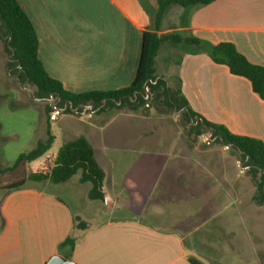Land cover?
Listing matches in <instances>:
<instances>
[{"label":"crops","instance_id":"0c3cea01","mask_svg":"<svg viewBox=\"0 0 264 264\" xmlns=\"http://www.w3.org/2000/svg\"><path fill=\"white\" fill-rule=\"evenodd\" d=\"M17 1L35 28L45 70L67 91L119 90L134 82L143 33L156 29L152 6L148 10L141 0ZM183 12L175 26L166 25L165 17L159 34L181 33L213 44L230 42L250 63L264 67V0H217ZM155 67L160 77L180 78L190 107L206 120L264 142V100L248 80L232 75L206 52L191 53L171 44L161 49ZM107 128L96 122L81 132L95 150L105 182L112 162L115 171L118 167L125 173L141 171L142 179L128 178L130 189L135 188L137 194L143 188L144 195L174 205V211L151 208L145 219L123 218L116 215L119 200L105 186L103 204L91 201L87 188L77 200L87 207L101 204L103 213L93 223L95 218L84 214L87 208L74 211L64 198L48 190L58 184L27 181L21 189L9 192L0 207V264H48L56 255L66 258L69 249L61 252L59 246L69 236L77 244L67 259L76 264H190V257L211 264L188 240L198 236L202 224L196 221L202 214L207 220L212 213L227 210L229 193L224 190L226 195H222L221 184L232 188L237 197L238 191L249 186L240 175L241 167L223 153L203 150L180 134L170 135L167 153L162 154L153 148L151 132L139 130L128 137ZM127 141L135 145L124 148ZM127 152L140 153L145 159L128 166ZM214 159L222 163L214 165ZM76 215L93 227L75 232Z\"/></svg>","mask_w":264,"mask_h":264},{"label":"rangeland","instance_id":"374dc122","mask_svg":"<svg viewBox=\"0 0 264 264\" xmlns=\"http://www.w3.org/2000/svg\"><path fill=\"white\" fill-rule=\"evenodd\" d=\"M141 1L148 10L151 6L155 9L154 12L152 11L154 21L157 10L156 0ZM183 11L185 9L181 7L170 9L166 15V25L179 24ZM11 63L13 60L6 51V44L0 39V184L2 186L18 179L19 176L14 177V175L20 169L7 172L6 168L13 166L20 154L34 149L40 141H46L49 127L55 136L52 152H57L66 142L82 136L85 127L96 122L101 123L102 126H108L107 131H120L128 137L135 135L139 130L151 132L155 136L151 144L162 154L167 153L166 148L170 135L180 134L187 141L200 145L203 150L210 148L218 151L217 153H223L225 159H231L234 164L241 167L240 175L243 181H248L249 185L242 191H238L237 197L232 188L225 189L226 185L221 184L223 186L220 188L222 195H226L224 190L229 193L227 210L217 214L212 213L207 220L203 219L205 217L202 214V218L196 221V224H202L197 231L198 236L190 238L188 243L192 245L194 241L196 251L205 256L211 264H264V200L261 199L260 194V179L259 177L256 180L253 178L250 173L251 167L247 166L238 152L216 144L214 140L209 142L211 136L206 129L201 135L191 134L190 124L182 113H175L163 101H156L154 104L150 102L149 106L142 108L138 115L147 116L143 118H131V116L125 118L124 115H135L127 112V109L121 112L112 109L100 113L101 108L96 107L92 110H74L72 113H64L65 111L59 110L62 108L58 107L59 103L54 98L42 100L35 97L36 87L28 81L21 80L20 74L17 73L18 68L12 66ZM48 107L53 109L50 114L47 111ZM114 117L117 119L113 120ZM124 144H126L124 148L130 149V145H135V142L127 141ZM135 148L138 147L135 146ZM134 153L127 152L124 155L128 166L145 159V155ZM112 157H116V154H112ZM203 158L202 155L198 157L201 161ZM157 159L155 157V164ZM161 159L168 161L164 156ZM214 160V165L222 163L220 160ZM102 163L104 164L103 161ZM108 165L106 169L108 177L104 186L106 192L115 195L119 200L116 208L117 216L128 219L140 217L145 219L151 208L174 211V205L160 204L154 198L144 195L143 188L137 189V194H135V188L130 189L128 178L132 176L142 179L141 171L125 173L123 170L120 171L121 167L115 171L113 162ZM34 166L35 164L28 165L27 172H32ZM78 182L79 175H76L69 182L50 186L48 190L64 198L74 211L83 207L87 208L85 216L95 218L90 219L95 223L103 213L102 206L95 204L94 207H87L85 203L79 202L77 195H83L89 188V184ZM2 186H0V207L3 199L11 192Z\"/></svg>","mask_w":264,"mask_h":264},{"label":"trees","instance_id":"16d2710c","mask_svg":"<svg viewBox=\"0 0 264 264\" xmlns=\"http://www.w3.org/2000/svg\"><path fill=\"white\" fill-rule=\"evenodd\" d=\"M215 1L217 0H156L157 12L154 16L156 29L143 33L141 59L136 78L129 87L119 90L73 93L67 91L60 81L52 78L39 59V40L35 28L17 0H0V39L6 44V51L13 60L11 65L18 68L20 79L29 81L36 87L35 97L42 100L51 97L56 101L60 100L58 104L60 108H64L67 102L73 103V108L68 105L64 113H72L78 107H80L78 111L89 110V106L94 103L96 108H101L100 113L112 109L118 112L127 109V112L139 114L150 102L154 104L156 101H163L171 110L176 109L177 112L183 110L182 116L190 124L191 134L201 135L205 128L201 123L194 125L190 115L194 120L197 117L203 119L206 128L213 133L209 142L216 138L214 143L238 152L247 166L251 167L250 173L253 178L256 180L259 177L261 199L264 200V142L257 138L233 134L225 126L206 120L190 107L182 93L180 78L160 77L155 67L156 58L167 44L185 48L191 53L206 52L213 62L227 66L232 75L248 80L254 93L264 100V67L250 63L233 43L213 44L181 33L159 34L161 23L173 7L190 9L204 7ZM105 102V106L102 107ZM47 111L50 114L53 109L48 107ZM47 133L46 141H40L34 149L20 154L13 166L6 168L7 172L20 169L14 175L19 176L18 179L0 186L15 191L21 189L29 180L64 184L79 175L81 184H89V199L103 204L106 174L97 161L91 142L85 136H80L63 144L57 152H52L55 136L51 133L50 127ZM34 164L33 171L28 173L27 166ZM92 227L84 217L80 215L74 217L75 232H84ZM76 244L77 240L69 236L60 244L59 251L69 249L66 258H71ZM189 262L205 264L195 257H190Z\"/></svg>","mask_w":264,"mask_h":264},{"label":"water","instance_id":"95a60500","mask_svg":"<svg viewBox=\"0 0 264 264\" xmlns=\"http://www.w3.org/2000/svg\"><path fill=\"white\" fill-rule=\"evenodd\" d=\"M28 82H29V81H28ZM51 99H53V97H51ZM59 102H60V100L58 101V103H59ZM105 104H106V102L104 103V105H103L102 107H104ZM119 104H121V102H120ZM68 105H70V108H71V109L73 108V103H72V102H70V103L67 102V103L65 104V107L62 108V109H59V110L62 111V112L66 111V109L68 108ZM94 107H95V104L92 103L91 106H89V109L92 110ZM79 108H80V107L76 108V111H78ZM184 110H187V109H184ZM182 112H183V110L180 111V112H177V110L175 109V113H182ZM190 117H191V121L194 123V125H198L199 123H201V124L203 125V127H204L206 130L209 131L210 136L212 137L213 133H212V131H210L209 129L206 128V126L204 125V121H203V119L197 117V118L194 120L193 117H192L191 115H190ZM215 139H216V138H215ZM215 139H214V140H215ZM240 153H241V152H240ZM245 162H246V161H245ZM48 264H76V263L73 262V261H71V260H68V259L65 258V257H62V256H60V255H56V256H54V257L49 261Z\"/></svg>","mask_w":264,"mask_h":264},{"label":"built area","instance_id":"2783aa9c","mask_svg":"<svg viewBox=\"0 0 264 264\" xmlns=\"http://www.w3.org/2000/svg\"><path fill=\"white\" fill-rule=\"evenodd\" d=\"M228 148V147H227Z\"/></svg>","mask_w":264,"mask_h":264}]
</instances>
